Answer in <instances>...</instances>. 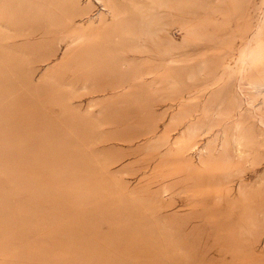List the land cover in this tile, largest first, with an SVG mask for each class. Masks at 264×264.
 <instances>
[{
	"label": "rangeland",
	"instance_id": "obj_1",
	"mask_svg": "<svg viewBox=\"0 0 264 264\" xmlns=\"http://www.w3.org/2000/svg\"><path fill=\"white\" fill-rule=\"evenodd\" d=\"M0 264H264V0H0Z\"/></svg>",
	"mask_w": 264,
	"mask_h": 264
}]
</instances>
